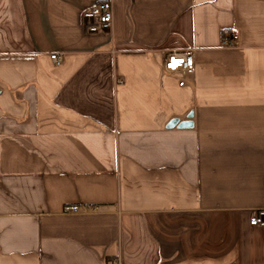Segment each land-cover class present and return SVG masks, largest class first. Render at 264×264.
<instances>
[{
  "label": "crops",
  "instance_id": "obj_1",
  "mask_svg": "<svg viewBox=\"0 0 264 264\" xmlns=\"http://www.w3.org/2000/svg\"><path fill=\"white\" fill-rule=\"evenodd\" d=\"M259 209L264 0H0V264H264Z\"/></svg>",
  "mask_w": 264,
  "mask_h": 264
},
{
  "label": "built area",
  "instance_id": "obj_2",
  "mask_svg": "<svg viewBox=\"0 0 264 264\" xmlns=\"http://www.w3.org/2000/svg\"><path fill=\"white\" fill-rule=\"evenodd\" d=\"M82 25L87 34H107L111 30L113 20V9L109 1H101L93 7L87 8L83 11ZM223 44L225 47H233L237 44V36L231 34L224 38ZM50 59L59 65L62 62V56L54 54L50 56ZM164 70L170 74L179 75L182 80L178 83L179 86H183L184 78L187 75L193 74L194 60L191 51L186 50L183 52L172 51L165 55L164 58ZM69 213L77 212L75 206L68 207L66 209ZM251 226L264 227V209L255 210L249 219ZM109 264H119L117 259L111 260Z\"/></svg>",
  "mask_w": 264,
  "mask_h": 264
},
{
  "label": "water",
  "instance_id": "obj_3",
  "mask_svg": "<svg viewBox=\"0 0 264 264\" xmlns=\"http://www.w3.org/2000/svg\"><path fill=\"white\" fill-rule=\"evenodd\" d=\"M176 126H178L179 128H183V127H189L190 124L188 122L180 123L177 119L172 120L168 124V128H174Z\"/></svg>",
  "mask_w": 264,
  "mask_h": 264
}]
</instances>
